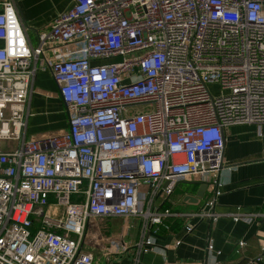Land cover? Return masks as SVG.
<instances>
[{
    "label": "built area",
    "instance_id": "2783aa9c",
    "mask_svg": "<svg viewBox=\"0 0 264 264\" xmlns=\"http://www.w3.org/2000/svg\"><path fill=\"white\" fill-rule=\"evenodd\" d=\"M45 71L68 128L29 140L27 105ZM234 125H264V0H71L35 47L18 1L0 0V264H94L84 247L103 219L140 221L141 264L165 219L183 217L186 233L217 222L223 131ZM191 177L209 193L199 211L154 206Z\"/></svg>",
    "mask_w": 264,
    "mask_h": 264
},
{
    "label": "crops",
    "instance_id": "0c3cea01",
    "mask_svg": "<svg viewBox=\"0 0 264 264\" xmlns=\"http://www.w3.org/2000/svg\"><path fill=\"white\" fill-rule=\"evenodd\" d=\"M17 1L20 20L33 47L37 34L47 30L51 21L71 3V0ZM27 107V139L59 135L67 130V112L48 71L36 73ZM223 137L224 165L218 173L222 187L215 206L220 218L213 224L206 220L193 221L190 233L184 230L187 221L183 217L165 219L168 229L161 227L156 233L151 232L155 244L141 258V264L177 261L264 264V257L255 261L264 246V215L251 224L235 223L231 218L236 213L264 214V125L260 130L252 125H234L223 131ZM200 186L198 178L191 177L178 183L169 198L156 197L154 206L159 210L169 209L175 215L197 212L209 197L207 191L200 193ZM98 224L99 235L87 238L84 251L92 253L94 261L96 255L104 254L105 264H132L140 221L103 219ZM208 237L212 239L211 252H207ZM177 240L181 244L176 247ZM238 242H244L245 246L239 248Z\"/></svg>",
    "mask_w": 264,
    "mask_h": 264
},
{
    "label": "rangeland",
    "instance_id": "374dc122",
    "mask_svg": "<svg viewBox=\"0 0 264 264\" xmlns=\"http://www.w3.org/2000/svg\"><path fill=\"white\" fill-rule=\"evenodd\" d=\"M36 44H37V42L35 43V46H36ZM209 90L213 96H220L221 95V90H220L219 86H217V85H210ZM227 93H228L227 91H223V94L226 95ZM10 147H12V145L8 146V148H10ZM51 203H52V201H51ZM35 230H36V228L34 227L31 229V232L34 233ZM75 238L76 237H74V239ZM104 260H106V256L104 254L100 253L99 255L95 256L94 264H105Z\"/></svg>",
    "mask_w": 264,
    "mask_h": 264
},
{
    "label": "water",
    "instance_id": "95a60500",
    "mask_svg": "<svg viewBox=\"0 0 264 264\" xmlns=\"http://www.w3.org/2000/svg\"><path fill=\"white\" fill-rule=\"evenodd\" d=\"M199 190H200V193L203 194V193L206 191V185L201 183V186H200V189H199ZM200 195H201V194H200ZM188 199H189V198H188Z\"/></svg>",
    "mask_w": 264,
    "mask_h": 264
},
{
    "label": "trees",
    "instance_id": "16d2710c",
    "mask_svg": "<svg viewBox=\"0 0 264 264\" xmlns=\"http://www.w3.org/2000/svg\"><path fill=\"white\" fill-rule=\"evenodd\" d=\"M174 193V192H173Z\"/></svg>",
    "mask_w": 264,
    "mask_h": 264
}]
</instances>
